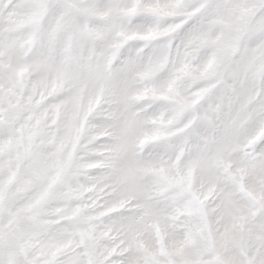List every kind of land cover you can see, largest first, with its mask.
Wrapping results in <instances>:
<instances>
[{"label":"snow or ice","instance_id":"1","mask_svg":"<svg viewBox=\"0 0 264 264\" xmlns=\"http://www.w3.org/2000/svg\"><path fill=\"white\" fill-rule=\"evenodd\" d=\"M0 264H264V0H0Z\"/></svg>","mask_w":264,"mask_h":264}]
</instances>
